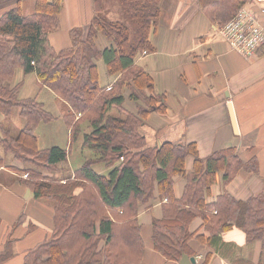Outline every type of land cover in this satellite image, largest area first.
<instances>
[{"label":"trees","instance_id":"16d2710c","mask_svg":"<svg viewBox=\"0 0 264 264\" xmlns=\"http://www.w3.org/2000/svg\"><path fill=\"white\" fill-rule=\"evenodd\" d=\"M245 2L199 0L201 9L219 26ZM117 3L126 21L106 19L97 12L84 35L79 28L69 31L71 45L60 51L51 47L48 36L60 29L62 0H34L29 14L16 5L0 16V112L8 116L17 108L25 121L15 137H7L0 128L3 136L0 144L5 153L40 170H24L28 177L26 185L36 199L53 202L52 234L25 253L22 264H138L144 241L137 206L152 199L155 188L158 196L168 203L163 205L162 218L152 222L151 241L154 251L166 259L179 261L183 254H189L188 226L202 208L216 211L209 219L202 214L211 234L217 235L233 223L247 241L264 244V194L238 201L225 192L213 205L204 203V194L219 170L226 186L254 158L243 163L234 149H226L201 159L194 143L163 142L158 147L148 145L139 132L151 110L164 113L166 109L164 103L156 107V100L141 92L145 88L152 90V81L133 64L139 52L153 50L149 34L158 21L160 0H117ZM98 33L112 45L98 51L94 43ZM99 58L109 75L120 73L110 89L98 82L95 61ZM17 69L25 74L35 73L40 85L69 106L63 117L75 131L81 126L83 114L87 116L91 128L82 136V146L92 157L75 170L73 178L62 182L42 174L55 171L67 154L58 147L37 148L34 136L37 125L51 121L54 116L36 98L18 97V85L11 84ZM125 88L131 99H140L145 107H137L136 113L124 109ZM113 108L116 115H110ZM78 112L82 117L72 122ZM188 156L193 158V167L186 172L184 162ZM95 163L104 164L107 173L95 172L92 166ZM174 174L186 181L180 199L173 196Z\"/></svg>","mask_w":264,"mask_h":264},{"label":"crops","instance_id":"0c3cea01","mask_svg":"<svg viewBox=\"0 0 264 264\" xmlns=\"http://www.w3.org/2000/svg\"><path fill=\"white\" fill-rule=\"evenodd\" d=\"M247 1L253 10L264 7V0ZM116 2L62 0L60 29L49 34V44L55 51L70 47L72 28H79L84 35L97 12L109 14L112 20L111 16L115 18L118 13ZM33 4L34 0H0V16L16 5L28 14ZM159 7L157 24L149 34L153 50L139 52L133 64L152 81V90L145 88L141 92L145 97H153L156 107L164 103L166 109L164 113L151 110L139 126V132L148 145L194 143L201 159L226 149H234L243 163L254 158L226 186L222 181L223 172L219 170L204 194L206 206L213 205L225 192L238 201L264 194V45L251 59L231 51L223 39L214 35L218 24L201 9L199 0H160ZM94 43L98 51L112 45L101 33ZM95 63L101 87L112 86L120 77V73L109 75L101 58ZM11 84L18 85L20 99L36 98L54 116L51 121L37 125L34 131L37 148L58 147L67 156L55 171H42V174L62 182L73 178L75 170L92 157L82 146V136L89 126L83 129L82 125L75 131L63 117L68 105L40 85L35 73L25 74L17 69ZM129 94L125 88L123 106L127 111L136 113L137 107H145V103L138 98L131 99ZM76 121L75 117L72 122ZM24 122L17 108L8 116L0 112V128L6 131L7 137H15ZM92 166L99 174L108 171L102 163ZM192 167L193 158L188 156L184 169L189 172ZM26 169L40 171L5 153L0 144V264H22L25 253L47 241L52 234L53 202L34 197L25 182ZM172 180L173 196L180 199L185 178L174 174ZM167 203L155 188L153 198L137 206V221L145 242L139 264H180L181 258L179 261L166 259L152 246V222L162 218L163 205ZM202 214L209 219L216 211L202 208L197 212L187 230L191 236L187 242L189 254L183 255L193 257L195 264H264L261 241H247L233 223L217 235L211 234ZM107 215L110 217L109 212ZM7 253L9 257L1 259Z\"/></svg>","mask_w":264,"mask_h":264},{"label":"built area","instance_id":"2783aa9c","mask_svg":"<svg viewBox=\"0 0 264 264\" xmlns=\"http://www.w3.org/2000/svg\"><path fill=\"white\" fill-rule=\"evenodd\" d=\"M264 8L253 10L248 4L240 7L232 18L217 30V35L242 57L249 59L264 44Z\"/></svg>","mask_w":264,"mask_h":264},{"label":"rangeland","instance_id":"374dc122","mask_svg":"<svg viewBox=\"0 0 264 264\" xmlns=\"http://www.w3.org/2000/svg\"><path fill=\"white\" fill-rule=\"evenodd\" d=\"M117 3V2H116ZM118 4V3H117ZM117 8H118V5H117ZM111 13H113L112 11H111ZM29 14V13H28ZM98 14L101 16V15H104L105 17H106V19H110L109 17H110V15L109 14H106V13H100V12H98ZM116 18V19H115ZM112 17L111 16V19L112 20H117L118 19V21H126V18H124V16L122 15V13H121V11H120V7L118 8V13H117V16L116 17ZM131 32H132V28H130L129 29ZM124 91H125V89H123V91H122V95L124 94ZM57 96V95H56ZM122 107L124 108L125 107V105L123 106V104H122ZM125 109V108H124ZM116 112H117V110H116V108H113L111 111H110V115L112 114V115H116ZM76 116L77 117H82L81 116V114L78 112V113H76ZM75 114H74V117H73V119L71 120V121H73L74 119H75ZM83 118V119H82ZM80 120H81V128H82V125H84V127H83V129H85L86 127V125L87 126H89V129H88V131L86 132V133H89L90 132V125H89V121L87 120L88 118H87V116L86 115H84L83 114V117H82ZM87 118V119H86ZM78 122V121H77ZM85 133V134H86ZM90 152V151H89ZM89 157H91V155L89 156ZM56 178V177H55ZM142 238H143V236H142ZM127 239H129V237L127 236ZM143 241H144V239H143ZM144 248H145V242H144ZM143 254L144 253H142V256H143ZM142 256H141V259H142ZM141 259H140V262H141ZM139 262V263H140ZM138 263V264H139Z\"/></svg>","mask_w":264,"mask_h":264},{"label":"water","instance_id":"95a60500","mask_svg":"<svg viewBox=\"0 0 264 264\" xmlns=\"http://www.w3.org/2000/svg\"><path fill=\"white\" fill-rule=\"evenodd\" d=\"M234 124L236 125L235 118H234ZM2 138H3V136H2V133L0 131V139H2ZM180 264H195V259L193 257L189 258L187 255H182L181 260H180Z\"/></svg>","mask_w":264,"mask_h":264}]
</instances>
